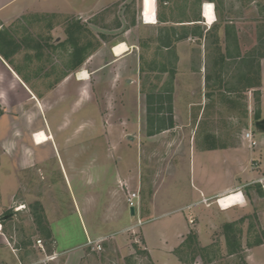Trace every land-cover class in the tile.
Wrapping results in <instances>:
<instances>
[{
  "label": "rangeland",
  "instance_id": "374dc122",
  "mask_svg": "<svg viewBox=\"0 0 264 264\" xmlns=\"http://www.w3.org/2000/svg\"><path fill=\"white\" fill-rule=\"evenodd\" d=\"M174 1L178 2L173 10L175 18L188 19L195 16L199 0ZM137 3L138 0H111L96 6L93 5V0H69L66 16L36 15L23 20L33 28L19 31V57L12 65L19 69L21 79L41 104L37 103L35 107V102L29 99L23 87L0 66V232L8 241L6 249H0V264H18V261L20 264H152L143 242L142 226L145 219L170 212L162 221L147 226H163L171 231L174 226L173 218L187 214L188 211L172 212L177 210L176 203L158 207L153 204L157 198L167 195V188L174 187L179 174L183 177L186 169L188 170L189 149L192 177L193 163L197 174L198 161H202L218 182L222 164L218 159L210 161L198 154L200 149L208 147L222 145L240 152L237 158H233L229 170L232 168L241 174L250 173L258 164L255 161H244L241 158L242 150L237 148L240 146L242 149L240 136L245 130L252 129L256 138L261 136L254 124L260 119L257 113L256 87L257 81L261 80L262 71L258 61L264 58V0H207L206 3L214 4L218 19V24L210 34L213 44L217 42L218 28L222 26L226 27V39H235L227 24L238 22L243 24L247 47L243 51V61L229 53L222 54L219 43L212 47L214 56L207 46L206 51L203 47L202 53L198 52L192 57L193 75L189 76L188 83L195 94L192 96L185 93L180 96L178 109L182 118L176 119L173 113L175 55L171 53L173 50L164 51L161 48L162 41L164 43L166 40L162 38L169 35L168 32L161 29L148 32H141L139 28L132 29L128 34L130 40H137L141 35L144 37L140 54L137 52L136 58L133 56L127 59L129 62L122 60L104 67L111 61L109 47L122 39V26L135 23ZM81 9L82 15L78 12ZM92 13H95V17ZM33 25H37L36 28ZM48 29H55L51 32L52 35ZM56 39L63 40V43L50 49L44 46L47 41ZM101 47L104 48V53L87 61ZM75 48H80V58L83 60L77 67L74 66L72 57ZM60 49L66 52V58L54 63V60H59L57 57H63ZM47 51L52 54L51 57ZM50 60L53 63L51 69L57 68L56 72L53 71L57 77L53 72L50 76ZM60 67L62 72L66 68L69 75L61 89L67 93L63 100H60L59 91L48 94L61 77ZM82 69L89 74L88 81L84 83L75 80L76 72ZM201 80L203 93L199 85ZM206 82L209 89L204 93ZM159 96L162 97L161 107H158L157 98H152ZM200 99V103H204L203 111L205 107L206 109L195 128L193 122L195 123L197 111L193 109L196 107L191 112L188 111V101ZM51 102L68 105L65 110L64 106L61 110L57 109L59 106H55L53 113L48 108ZM44 104L47 114L53 113L57 118L65 117L83 122L81 132L75 133L79 121L67 126L62 133L54 132L57 139L61 135L66 138H79L83 135L84 139L100 138V144L75 142L69 145L68 150H64L58 141L59 150L55 154L49 153L46 146L43 155L39 149L32 147L30 134L41 126L39 110H43ZM249 113L252 116L247 121ZM257 118L259 119L256 120ZM170 121L173 128L164 131L155 129L158 125L161 128L168 125ZM109 136L115 138L113 152L121 155V163L114 156H111L109 162L104 157L99 162L92 159L94 153H102L104 156L103 151L111 145L107 143ZM18 148L21 152L20 159ZM193 150L196 153L194 161ZM129 151L135 158V170L139 173L138 185L134 182L129 187L131 191L138 190L137 208L131 217H128L126 209V229L117 233L113 239L108 237L102 241L101 250L97 251L93 245H87L89 239H86L85 232L91 226L100 225L110 215L112 192L115 191L119 204L122 199L125 202L128 188L122 182L118 183V178L116 184L115 177L124 162L129 163L130 159L123 158ZM251 152L256 154L257 150ZM33 153L38 158L41 153L44 160L41 165L37 163L36 168L28 169V154L33 157ZM18 160H21L19 166ZM238 176L240 175L236 172L229 175L228 179L230 181L232 177ZM27 179H30V186ZM220 181L224 183L225 177ZM251 182V178L243 182L246 189L250 188ZM183 184L185 185L184 180ZM237 192L239 191L233 193ZM198 198L197 194L196 199ZM43 204L55 239L51 238ZM122 209L123 204L119 207V212ZM35 210L36 214L41 213L40 224L34 221ZM248 214H242V217L227 223L233 224L228 241L221 225L223 219L217 218L214 227H210L213 231L209 238L210 245L202 247L195 235L196 239L188 241L187 235L178 254L189 264H249L247 258L252 257L249 256V250L257 241L264 243V229L253 210ZM190 226L194 233L193 225ZM154 237L153 235L152 239L155 240ZM37 241H41L44 252L37 247ZM83 242L85 244L81 246ZM234 242L239 245L235 252ZM65 249L70 250L61 252Z\"/></svg>",
  "mask_w": 264,
  "mask_h": 264
},
{
  "label": "crops",
  "instance_id": "0c3cea01",
  "mask_svg": "<svg viewBox=\"0 0 264 264\" xmlns=\"http://www.w3.org/2000/svg\"><path fill=\"white\" fill-rule=\"evenodd\" d=\"M68 1L69 0H0V66L3 70H6L9 74V76L16 80L18 84H20L24 91L27 92V95L29 96V99L35 102V107H37V103H40V101L35 97L34 93L27 87L26 83L21 79L20 77V71L17 69L16 66H13L16 62V59L19 57V50L18 47L20 46V33L22 30H31L33 28L31 24L24 23L23 20H29L30 18L35 17L36 15H54L56 17H62L66 16L68 12ZM111 0H93V5H101L108 3ZM207 0H199L198 5L195 8V16L193 18H175L173 15V10L176 6H178V2L174 0H138V13L136 15L135 23L130 26H122L123 27V35L120 42L115 43L109 47V55L111 56V61L106 63L104 67L109 66L110 64L119 62L124 60V62H129L127 59L132 58L135 56L136 53L140 54L141 51V44L143 42L144 37L139 36V39L133 40L128 38V34L132 31V29H140L141 32H148V31H156L158 29H161L163 31L168 32L169 35H166L162 38L166 39L163 43L161 48L164 51H169L171 49V53L175 55V73H174V80H173V113H174V119L182 118V115L180 114V110L178 109L179 104L181 103V95L182 94H189L194 95L193 91L191 90L192 86L189 81V76H192L193 73L191 72V62L192 57L196 53H202L203 47L205 48V51L208 48L212 51V47H214L215 44L219 43V46L221 47V53L222 54H231L230 56L236 57V59L242 60L243 58V51L245 50V47L247 45L244 42V28L243 24L238 22H230L227 24L229 26L228 28L234 33L235 39L227 40L226 35V27L222 26L218 28L217 32V42L213 44L212 38H210L211 31L214 29V27L218 24V19L215 13L214 4L213 3H206ZM205 4H211L214 9V14L216 18V22L212 26H209L207 23V19L205 16ZM204 8V9H203ZM79 14H83V9L78 11ZM151 14L154 15L157 23L156 24H147L144 22L142 14ZM95 13H92V16L95 17ZM182 16V15H181ZM30 26V27H29ZM36 26L37 25H33ZM49 34L55 29H48ZM139 40V41H138ZM141 41V43H140ZM230 41V43H229ZM158 42V41H157ZM63 43V40H52L47 41L45 47H49V49L52 46L61 45ZM124 43L128 51L125 52L123 55L119 57L113 56L111 52L112 46ZM49 52V51H47ZM57 52V51H56ZM60 53H62L63 57L59 56L57 57L59 60H54V63H58L61 61L62 58H66V52L64 53L61 49L59 50ZM50 53V52H49ZM104 53V48H100L99 50L95 51V53H92L88 58L87 61L93 60L96 56H100ZM50 53V57H51ZM214 56V53H213ZM73 57V54H72ZM138 57V56H137ZM139 58V57H138ZM137 58V59H138ZM232 58V57H231ZM50 59V58H49ZM227 60V59H226ZM78 59H74V62H77ZM81 58V63H82ZM243 61V60H242ZM50 64L48 65L50 76L51 73L55 70L57 71V68L51 69V66L53 63L51 60L49 61ZM258 65L260 66L261 71V80L259 79L257 81V113L259 115V121L264 119V58L260 59L258 61ZM62 64V62H61ZM136 66V65H135ZM62 67V66H61ZM60 67V68H61ZM135 70V67L133 71ZM53 72L54 76H56V73ZM62 73H64L62 75ZM134 75V74H133ZM60 76L59 81L54 86L52 90H49V95L54 94L55 92L59 91L60 93V100H63L67 93H64L61 89L63 88L62 85H64L68 79L69 75H67V69L64 68V72H62V68L60 69ZM186 76V77H185ZM54 77V79H56ZM76 80V78H75ZM77 82H80L76 80ZM134 83V81H132ZM84 83V82H82ZM200 91L203 93V81L201 80L200 83ZM207 82L205 83V92L208 90ZM191 90V91H190ZM253 90V89H252ZM201 99H203L201 97ZM200 100H197L195 102L189 100L188 101V111H192L193 107L194 111H197L196 114V120L195 123L193 122V126L196 128V124L198 121H201L203 113L205 112V109L203 111V105L200 103ZM41 104V103H40ZM67 103L62 102H51L49 103V110L52 111L53 108L55 109V106L57 109L61 110V108L64 106V110L67 108ZM71 106V105H70ZM76 106V105H75ZM46 108V104L44 106L42 105V111L41 109L37 108L40 112V119H41V126L38 130H41L43 132L44 128L47 130L49 136H51L50 141L47 143L37 146L32 141V147L39 149L43 155L45 154V149L47 146V149L49 153H56V150L58 151V141H60V144H62V148L65 150L69 148V145L75 142L79 143H93V142H99V140H94V138H83V135L79 138L75 137H68L66 138L65 135H61L60 138L57 139L55 133H62L63 129H65L67 126L72 125L74 123H78L79 120L76 119H66L63 118H57V115H53V113L47 114L46 111H44ZM47 108V109H48ZM71 108V107H70ZM203 111V112H202ZM44 114V117H43ZM191 114V113H190ZM247 114V121L251 118L252 114ZM49 117H48V116ZM61 114L58 115L61 116ZM66 113H64L63 116H65ZM191 116V115H190ZM191 121V118H190ZM82 120L79 121L78 127L75 130L77 133L78 131L81 132L82 129ZM250 123V121H249ZM55 127V130L53 131L52 128ZM173 128V127H172ZM256 129V128H255ZM37 130V131H38ZM168 130V129H167ZM257 130V129H256ZM164 131V130H163ZM195 131V129H194ZM259 135L256 138L254 131L252 129L245 130L241 136H240V144L242 146H239V150H242V156L241 158L244 159V161H255L258 164L256 167L251 169L250 173H244L241 174V172H238V170L232 169L229 170V167L231 166V162L233 161V158H237V155L240 152H236V149H229L224 146L219 147H208L204 149L199 150V155L204 156L207 160H219L220 164H222V171H219V177L218 182L217 179L213 178L214 176H211L210 171L204 166L205 164L202 161H198V173L196 174V167L193 163V177H192V166H191V149H189V167L188 170L186 169L183 177L181 174H179V178L175 181L176 184L173 185L174 187L167 188V195L163 198H157L155 200V203L153 204L155 207L158 206H166L170 203L175 204L177 207V210L172 212H184L188 211L187 214L183 213L179 216H175L173 218L174 226L172 227V230H166L163 228V226H154L148 227L147 225L150 223H155L157 221H162L164 217H166L169 213H164L157 217L149 218L148 220H144V224L142 226V233H143V242L145 243V249L148 252L147 255L150 257L152 264H186L185 262L181 261L175 251H177L180 247V245L183 243V240L187 237V235H190L191 232V226L193 225V231L195 236L198 238L199 245L202 247L208 246L211 244L210 234L213 232L211 231L210 227H214V221L217 218L223 219L222 226L227 223H231L238 218L242 217V214L247 215L249 212L253 210L257 214V220L261 224L262 229H264V188L262 187V182L264 181V132H261L257 130ZM36 132V131H34ZM34 132L31 133V135H34ZM55 132V133H54ZM245 132H251L253 135L254 140L256 141V147L250 148L248 145V142L243 139V134ZM47 134V135H48ZM194 134V133H193ZM192 136L189 138L192 140ZM196 135V134H195ZM107 143L111 145H108V149L104 153V156L102 153H94L92 159H94L96 162H99L101 159H106L108 162L111 159V156H114L115 160H119V163H121V155L116 154V152H113L115 149V138L114 136L108 137ZM188 141V140H187ZM195 141V136H194ZM11 142V141H8ZM104 142V141H103ZM4 143V141H3ZM100 144V143H98ZM45 146V147H44ZM92 146V145H91ZM111 146V147H110ZM109 147L112 149H109ZM257 150L256 154H253L251 150ZM27 150H30L27 148ZM193 161L195 160V150H193ZM47 152V151H46ZM21 152H19L20 154ZM40 153L39 158L36 157L33 153L32 155L28 154V160L29 162L27 168H36L37 163L39 165L42 164L44 160V156ZM128 157V158H127ZM123 158L130 159L129 163L124 162L122 165V168H120V171H117L115 181L117 184V178L118 183L122 182L127 188L129 192H137L138 190L135 189L131 191L129 187L131 188L132 184L134 182H137L138 185V175L139 173L135 170V158L132 154V152H128L127 155L124 154ZM20 159V156L19 158ZM36 160H39L36 162ZM202 160V159H201ZM21 160H18V166L20 165ZM106 163V162H105ZM230 165V166H229ZM106 166V165H103ZM19 170V169H18ZM238 177H232L229 181V175L236 174ZM105 173V172H104ZM206 174H209L206 176ZM199 175V177H198ZM188 177V178H187ZM198 177V178H197ZM223 177H225V182L222 183L220 181ZM183 178V179H182ZM253 179V182H251V186H249V189L245 188L244 181L247 179ZM212 179H214L212 181ZM30 179H27V183L30 186ZM123 180V181H122ZM183 180L185 182V185L183 184ZM241 182V183H240ZM197 184V185H196ZM176 186V187H175ZM30 190V187H29ZM239 191L243 196V202L241 198V203L229 208V209H221L217 206L216 201L231 192ZM111 197H113V202L111 203V213L110 215L106 216L103 221H101L100 225H94L91 226L88 230H86V239L88 240H102L104 241L108 237L113 239L115 235L126 227L124 225V215L126 213L127 205H126V199L125 202L122 199V202L119 204L117 201V196H115V191L111 193ZM197 194L199 195V198H197ZM172 197V200H171ZM171 200V201H170ZM123 204L122 212H119V207ZM44 209L45 205L43 204ZM214 209H213V208ZM213 209V210H212ZM128 210V209H127ZM46 213V220L49 225V230L51 233V238L55 239L54 233L51 229V222L48 219L47 215V209H45ZM121 213V214H120ZM128 217L130 216L129 210L127 211ZM249 215V214H248ZM131 219V218H130ZM151 219V221H150ZM198 223H196V220ZM192 221L193 223H190ZM163 223V222H162ZM1 228V226H0ZM126 229V228H125ZM2 230V229H0ZM153 235L156 238L155 240L157 243L155 244V240L152 239ZM85 239V241H86ZM56 243V242H55ZM8 244V241L6 237L0 232V249L4 250L6 249V245ZM85 244L83 242L81 246ZM57 245V243H56ZM80 246V245H79ZM56 250L57 247H56ZM70 250L65 249L61 250V252ZM59 251V250H58ZM249 252L252 256L251 258L248 257L247 261H249V264H264V243L258 246L252 247ZM15 260H17V256L13 254ZM259 256V257H258ZM12 257V256H11ZM254 257V258H253ZM249 259V260H248ZM18 261V260H17ZM18 264L19 261H18ZM198 264V263H195Z\"/></svg>",
  "mask_w": 264,
  "mask_h": 264
},
{
  "label": "bare ground",
  "instance_id": "6f19581e",
  "mask_svg": "<svg viewBox=\"0 0 264 264\" xmlns=\"http://www.w3.org/2000/svg\"><path fill=\"white\" fill-rule=\"evenodd\" d=\"M204 8L206 10L205 16L207 19V23L209 26H212L214 24V22H216L213 6L211 4H205ZM144 22L147 24H156L157 20H156L154 15H151V16H145ZM127 51H128V48L124 43L116 44L111 49V52H112L113 56H115V57H119ZM75 78H76V80H78L80 82H87L89 79V74L85 69H82V70L76 72ZM32 136H33V142L37 146L43 145V144L47 143L48 141H50V139H51L50 136H48L46 133H44L41 130L34 132V135H32ZM241 198H242V202H243L242 194H240L239 192H237V193L231 192V193H228V194L220 197L216 201V204L219 208H221L223 210H225V209L227 210V209L241 203L240 202Z\"/></svg>",
  "mask_w": 264,
  "mask_h": 264
},
{
  "label": "trees",
  "instance_id": "16d2710c",
  "mask_svg": "<svg viewBox=\"0 0 264 264\" xmlns=\"http://www.w3.org/2000/svg\"><path fill=\"white\" fill-rule=\"evenodd\" d=\"M80 52H81V50H80V48H75L74 50H73V58L74 59H78V61L77 62H75V64H74V66L75 67H77V66H79L80 64H81V58H80ZM152 98H157V104H158V107H161L162 106V97L161 96H159V97H152ZM170 100V99H169ZM259 118H257L256 120H258ZM160 121V119H158V122ZM173 127V123L170 121L169 123H168V125H166V126H162V128H161V126H157L155 129H157V130H167V129H171ZM150 135H152V134H150ZM38 211H41V209H39ZM37 212H36V210L34 211V217H35V219H34V221L37 223V224H40L41 223V221H42V216H41V213H39V214H36ZM222 228H223V230H224V232H225V234H224V236H225V238H226V240L228 241V235H229V232H232V228H233V224H224L223 226H222ZM196 239V237L194 236V234H190L188 237H187V239L186 240H188V241H190V240H192V239ZM185 240V241H186ZM263 242H261V241H257L255 244H254V246H258V245H261ZM227 245H228V247H230V245L227 243ZM234 246H236V248L234 249V251L233 252H235V251H237V249H239V245L238 244H236L235 242H234V244H233ZM199 250H203V249H199ZM175 253H176V255H177V257L181 260V261H183V262H185L186 264H189V263H187L185 260H183L181 257H180V254H178V250L177 251H175Z\"/></svg>",
  "mask_w": 264,
  "mask_h": 264
},
{
  "label": "built area",
  "instance_id": "2783aa9c",
  "mask_svg": "<svg viewBox=\"0 0 264 264\" xmlns=\"http://www.w3.org/2000/svg\"><path fill=\"white\" fill-rule=\"evenodd\" d=\"M145 16H151V14H142V17H143V20L145 18ZM243 139H245L247 142H248V145L250 148H255L256 147V141L254 140L253 138V135L251 132H245L243 134ZM262 183V187L264 188V181H261ZM138 201H139V194H138V191L137 192H129L128 191V194L126 196V205H127V209L130 210V209H133L134 210V214H135V210L137 208V204H138ZM190 223H192V221H190ZM141 223L140 221H138V226H140ZM1 229V228H0ZM101 242L102 240H98V241H90L88 240L87 242V245H93L94 246V249H96L97 251H100L101 250ZM37 247L42 251L44 252V248L41 244V241H37Z\"/></svg>",
  "mask_w": 264,
  "mask_h": 264
},
{
  "label": "water",
  "instance_id": "95a60500",
  "mask_svg": "<svg viewBox=\"0 0 264 264\" xmlns=\"http://www.w3.org/2000/svg\"><path fill=\"white\" fill-rule=\"evenodd\" d=\"M254 127H255L257 130H259V131H261V132H264V119L255 122ZM129 213H130V216H134V210H133V209H130V210H129Z\"/></svg>",
  "mask_w": 264,
  "mask_h": 264
},
{
  "label": "flooded vegetation",
  "instance_id": "af4514ba",
  "mask_svg": "<svg viewBox=\"0 0 264 264\" xmlns=\"http://www.w3.org/2000/svg\"><path fill=\"white\" fill-rule=\"evenodd\" d=\"M44 131H45V133H46V134H48V132H47V130H46L45 128H44ZM29 133H30V132H29ZM48 136H49V134H48ZM30 137H31V139H30V140H33V137H32V135H31V134H30ZM50 137H51V136H50ZM17 153H18V155L20 156V154H19V148H18V151H17ZM18 155H17V156H18ZM19 156H18V157H19Z\"/></svg>",
  "mask_w": 264,
  "mask_h": 264
}]
</instances>
